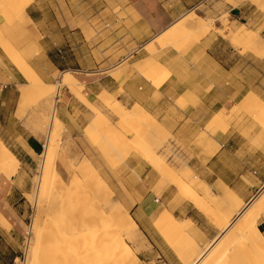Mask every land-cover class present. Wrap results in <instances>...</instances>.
Segmentation results:
<instances>
[{"label":"rangeland","instance_id":"rangeland-1","mask_svg":"<svg viewBox=\"0 0 264 264\" xmlns=\"http://www.w3.org/2000/svg\"><path fill=\"white\" fill-rule=\"evenodd\" d=\"M9 1L11 2L8 3V6L3 3L1 7L0 4V65L4 67L5 63L7 64L5 58L14 65L17 63L28 64L39 75L42 85L34 88L22 102L20 100L21 90L30 83L27 76L22 74L24 79H20L22 81L18 85L11 86L12 88L7 90L8 93L18 94L19 100L16 103L14 101L7 103L2 116L3 122L0 123V136L19 158L20 168L19 172L11 178L0 177V212L7 219L10 217L15 223L20 222L22 230L15 229L12 234L2 238L0 256L4 259L12 256L17 257L13 264H31L32 257L27 250L30 246L29 240L32 236L33 227L44 225L47 221L48 208L42 204L43 191L37 189V182L44 161V157L41 156L43 151L39 155H29L25 149L23 136L30 134L28 127H33L39 130L40 133L38 132L39 135L37 136L43 140V144L48 139L52 142L56 152L54 168L64 182H70L77 174L75 163L90 161L99 172L100 177L108 184L110 191L113 192L110 197L112 202L115 204L121 202L136 220L129 205L142 198L124 197L118 193L121 190L135 188L138 182L145 183L147 179L158 180V184L154 187L159 193L156 198L157 203H155L156 207H159L156 213L170 211L181 223L191 220L196 224L197 229L194 233L192 232L191 236L195 240L197 253L205 250L201 260L205 261L209 256H214L218 258V264H260L257 257L255 258V253L251 252L247 255L244 251L239 250L240 246L231 240L230 233L232 230L217 240L214 245H210L211 240L220 232L221 222L217 225L214 224L209 218V214L202 212L188 200L182 198L177 189L166 178L158 175L152 163L165 159L176 173L184 171L183 164L185 163L197 178L195 153L198 149L209 154L216 147L218 148L219 144L214 136L220 132L238 134L246 139L249 138L252 145L256 146L255 148L259 146L264 151V115H261L263 111L260 108H243L242 101L237 102L230 110L224 109L228 119L226 124L218 127L213 121L215 115H211L200 126L199 132L194 138L185 140V135L180 132L178 126L183 117L180 115L172 116L171 110H175L174 105L171 103L162 104L157 92L162 85H159L158 81L162 80L164 83L171 76L174 77L176 86L179 83L183 84V77L192 74V65L196 62L198 65L201 61L206 60V49L211 51L216 59L226 60L227 65L232 68L228 69L227 73L197 69V77H208L212 78L213 81L216 78H228V80L235 81L236 77L239 76L238 70L242 64L241 56L244 59H250V67L244 72V77L248 78L251 84L259 78V75L261 77L263 69L261 63L255 59L264 57L262 54L263 46L259 43L254 46L246 41L233 43L231 36L225 30L224 19H227L228 24L234 23L230 20L228 9L245 1L251 3L264 16V0H205L197 9L189 12L198 14L205 22L215 19L214 27L207 25L208 30L200 36L199 40H197L196 35L195 38L186 43L179 44L180 48H177L175 45L178 44L172 43V40L171 43L162 44L156 36L142 47L141 50L143 51L137 52L135 51L137 47L133 43H127L128 37L123 39L125 44L120 45L118 43L115 46L109 44L111 43L109 39H105L102 42L106 45V51L100 55L96 51L93 52V57L96 61L99 60L96 68L80 67L81 64L87 63V59L90 60L92 55L89 56L85 49H78L74 51L73 55L70 54V60H73L76 66L67 67L63 70H51L46 62H42L41 68L34 66V57L40 55L44 48L48 50L54 45L49 43L48 38L43 39V42L45 41L43 46L35 43L29 30L21 26L24 22V15L18 11V8L26 0ZM80 2H86V8L89 5V9L96 10L105 3V0H73L75 5ZM60 3L64 4V0H59L58 6ZM119 10L117 8V11ZM7 14L8 16L5 17ZM243 22L246 27L253 29L258 33V37L264 40V24L262 26L259 25L260 23L252 24V21L246 22V19H243ZM77 24L81 26L82 21L75 20L74 25ZM103 25L96 21L87 23L85 28L89 29V33H87L85 40L91 48L99 41L94 30L103 28ZM106 29L112 31L114 26H108ZM217 29L222 30V32L216 31ZM73 43L74 45L82 44L83 38H75ZM152 47H155L156 50L152 51ZM195 47L196 54H194ZM52 57L55 58L53 54ZM147 57H152L163 65V72L157 81L146 78L139 71V67L145 63ZM67 71L71 72L83 86L82 94L93 100L98 111L90 110L75 93L60 83L62 74ZM194 75L192 74V76ZM140 77L144 78L155 89L153 103L158 102V105L163 107V110L159 111L144 107L151 115L149 120L134 118L131 121V117L122 119V114L115 111L118 109L116 105L108 106L99 101L100 95L109 91L126 108L132 109L139 103L131 99L135 86L130 82L133 80L135 83V80ZM253 90L257 93L262 92L255 88ZM254 94L259 97L256 93ZM56 99L58 102L55 116L61 118L64 125L57 126L50 132L49 126L53 117L52 108ZM185 103L183 98L175 100V104L179 106H184ZM162 111L163 117H160ZM43 114L48 115L49 122L47 125L39 126ZM106 118L111 124L105 125L103 123ZM18 122H21V125ZM244 125L246 131L242 130ZM257 128L259 131L254 132ZM251 132L254 134L249 137L248 133ZM104 138L106 140H103ZM145 165L146 168H144ZM148 167L153 171L152 174L146 172ZM163 187L165 189L162 190ZM94 191H97L96 186L94 190L91 185L88 187L81 185L80 193L77 192V194L85 195L86 198L82 196L78 199H66L64 201L58 199L57 212H55L57 226L69 231L75 228L74 234L67 241H70L75 234L85 233L84 231L87 229L85 225L95 229L96 241L100 238V233L102 238L105 235L104 230L112 225L113 219H107L105 215L101 214L103 210H106L105 205H103L105 193L97 197ZM82 198L83 201L78 202ZM183 199L187 201L185 205L187 207L183 209V214L175 213L176 206L184 204L182 203ZM187 210L190 211L193 218H187L184 214ZM240 211L241 215L255 212L257 224L264 235V186L247 204H243ZM91 217L93 220H90ZM231 219L235 221L231 229L237 228L239 222L235 220V217ZM149 224L151 223L149 222ZM149 224L148 226L145 224V227L139 225L145 239L142 240L143 246L141 248L134 247L139 258L135 264H184L170 247L168 241L162 237L159 229L154 225L151 227ZM91 234L94 235L92 232ZM173 235L172 239L177 245L187 243V240L180 235ZM196 256L193 254L189 259H194ZM51 261L49 256H44L36 264H46ZM0 264H11V262L2 259Z\"/></svg>","mask_w":264,"mask_h":264},{"label":"crops","instance_id":"crops-1","mask_svg":"<svg viewBox=\"0 0 264 264\" xmlns=\"http://www.w3.org/2000/svg\"><path fill=\"white\" fill-rule=\"evenodd\" d=\"M58 1L33 0L26 8V13L31 22L24 16V22L21 26L29 30L35 43L43 46L45 42L43 39L48 38L49 43L54 45L48 50L44 48L40 55L34 57V66L37 68L42 67V62L48 63L51 70L74 67L76 64L70 60V54L73 55L74 51L78 49H85L89 56L92 55L91 59H87V63L81 64L80 67L96 68L99 60L96 61L93 52L96 51L100 55L106 51V45L102 42L105 39H109L111 41L109 44L115 46L118 43L120 45L125 44L123 39L128 37L127 43H133L137 47L135 51L138 52L151 39L160 35L191 10L197 9L205 0H105V3L96 10L89 9V5L86 8V2L75 5L73 0H64V4L60 3L58 6ZM117 8L120 10L117 11ZM228 13L231 22L244 23L243 19H246V22L252 21V24L260 23V26L264 24V16L247 1L229 7ZM75 20L82 21V25H74ZM90 21L104 24L103 28L94 30L99 41L92 48L85 40L87 33H89V29L85 27ZM111 25L114 26V30L106 29ZM33 27L37 30L38 36H36ZM78 37L83 38V43L74 45L73 41ZM196 47L194 54L197 52ZM205 53V61H201L198 65L197 62L192 65L194 76L191 74L183 77L184 83H179L178 86L175 85V79L171 76L157 90L160 95L159 101L162 104L171 103L174 105L175 110H171L172 116L180 115L183 117L178 126L180 132L185 135V140L194 138L199 132L200 126L211 115H215L223 109L230 110L234 104L243 101L251 91L259 95L261 100H264V57L255 59L261 63L263 75L261 77L259 75V78L251 84L250 80L244 77V72L250 67V59H244L242 56V64L238 70L239 76L236 77L235 81L228 80V78H216L213 81L212 78L197 77V69L227 73L228 69L232 68L227 65L226 60L216 59L211 51L206 49ZM52 54L55 58L52 57ZM103 58L105 59L104 56ZM5 60L7 64L5 63L4 67L0 65V123L3 122L2 116L7 103L12 101L16 103L19 100L18 94L7 92L8 88L18 85L24 79L16 66L7 58ZM2 78H6L7 81ZM20 79L22 80L20 81ZM130 83L135 86L133 87V96H131V99L135 100L134 102H138L153 111L163 110L158 102L153 103L155 89L144 78H137L135 83L131 80ZM253 88L262 92L257 93ZM179 98L185 100L184 106L175 104V100ZM159 116L163 117V111ZM18 123L21 125V122ZM242 130L246 131L245 125ZM256 131L259 129H255L254 132ZM254 132L248 133L249 137ZM23 136L25 149L29 155H39L44 150L43 140L39 136L31 133ZM214 139L218 142L219 147L213 154L198 149L195 153L197 176L205 181L216 195L221 194L218 189L220 184H225L243 200L244 204H247L264 186V151L259 146L255 148L256 146L252 145L249 138L246 139L238 134L220 132L214 136ZM146 170L148 174L153 172L149 167ZM157 184L158 180L147 179L145 183L138 182L135 188L121 190L118 193L124 197L142 198L129 205L136 222L142 227L145 224L148 226L149 222L151 223L149 225L153 226V218L159 209L155 204L159 194L154 188ZM182 203L184 204L176 206L175 213L183 214V209L187 207L185 206L187 201ZM184 214L187 218H193L189 210ZM2 216L4 215L2 214ZM4 218L5 221L0 219V242L5 235L12 234L15 229L22 230L20 222L15 223L10 217L7 219L4 216ZM148 220L149 222H147ZM2 259L13 264L17 257L12 256L4 259L0 256V262Z\"/></svg>","mask_w":264,"mask_h":264},{"label":"bare ground","instance_id":"bare-ground-1","mask_svg":"<svg viewBox=\"0 0 264 264\" xmlns=\"http://www.w3.org/2000/svg\"><path fill=\"white\" fill-rule=\"evenodd\" d=\"M32 0H26L18 8L22 14L31 22V19L26 13V8ZM9 0H0V4L4 3L8 6ZM8 14L5 16L7 17ZM7 20L9 18H6ZM215 19H210L208 22L200 17L198 14L191 12L186 14L178 23H174L160 35L157 39L162 44H168L171 40L177 48H180L179 44L186 43L188 40L195 38L197 40L208 29V26L214 27ZM225 30L231 36L233 43H242L244 41L250 42L256 46L260 44L264 48V40L260 39L258 33L253 29L246 27L245 23L232 24L227 23V19H224ZM205 26H207L205 28ZM34 28L36 36H38L37 30ZM216 31L222 32L217 29ZM221 34V33H220ZM164 36V37H162ZM170 42V43H171ZM155 51V47L151 48ZM264 54V50L263 53ZM18 70L29 80V84L24 86L20 93L21 102L24 101L30 94V92L37 87H40L41 79L39 75L28 64L17 63L15 65ZM140 73L150 80L159 79L160 74L163 72V65L154 60L152 57H147L145 63L139 67ZM60 83L67 86L71 92L89 107L93 112L98 111L93 100L85 97L82 92V85L76 80L71 72H65L61 76ZM161 85L162 80L158 81ZM100 102L105 103L108 106H117L115 110L122 114V119L130 118L131 121L134 118L140 120H149L150 113L140 104H136L132 109L126 108L119 100H116L109 91L103 92L98 98ZM58 99L55 100L53 105V117L49 126V131L52 132L53 128L64 125L61 118L55 116L56 104ZM243 108L257 107L263 112L264 115V102L254 93L250 92L242 101ZM116 112V113H117ZM226 111L223 109L215 114L213 121L218 127L226 124L228 120L226 117ZM264 117V116H263ZM49 117L43 114L40 119L39 126L47 125ZM105 125L111 124L109 120L104 119ZM37 126V127H39ZM28 131L32 135H39L37 128L28 127ZM40 133V132H39ZM103 140H106L104 138ZM113 146V145H112ZM215 148V147H214ZM217 150V147L211 152L213 154ZM210 154V155H211ZM56 152L50 139L44 143V150L41 156L44 157L43 166L39 181L37 182V189L43 191L42 204H45L48 208L47 221L44 225H37L33 227L32 236L29 240V249L27 250L31 257V264H36L44 256H49L52 261L46 264H135L139 260L134 247L141 248L143 246L142 240L145 239L142 231L139 228L138 223L133 216L125 209V206L121 202L116 204L110 199L113 192L110 191V187L99 175L95 166L90 161L83 163H75L77 174L70 180V182H64L61 175L55 170ZM185 164V163H184ZM183 166L184 171L182 173H176L173 167L166 162L165 159H160L156 163H152L153 168L156 170L159 176L166 178L175 189H177L179 195L195 205L202 212L209 214V218L214 224L220 225V232L211 240L210 245H214L217 240L223 237L228 231H231L233 242L237 244L240 251H244L249 255L251 252L255 253V258L260 261V264H264V235L259 228L256 220L255 212L247 215H241L240 208L243 206V200L233 192L225 184H220L219 191L221 194L216 195L212 188L200 178H196L191 171V168L185 164ZM20 160L5 140L0 136V177L11 178L19 172ZM81 185L88 187L91 185L92 189L97 191L95 195L97 197L105 195V202H103L106 213L102 211L101 214L105 215L107 219L112 220L113 223L104 230L105 235L95 241V229L92 226H87L85 233L75 234L70 241L67 239L75 232V228L69 231L68 229H61L55 222V212H57L58 199L64 201L66 199H78V197L86 198L85 195L80 196ZM85 185V186H84ZM70 199H69V198ZM78 200V202H82ZM184 199L182 201H184ZM235 217L238 226L235 229H231L234 222L231 218ZM1 221H5L4 216L0 212ZM90 220H93L91 217ZM162 222H161V221ZM153 225L159 229L163 238H165L175 254L179 257L180 261L184 264H218V258L209 256L205 261L201 260L203 253H197V246L194 243V239L191 236L197 227L196 224L187 220L181 223L170 211H163L157 213L156 218L153 220ZM161 222V223H160ZM233 228V227H232ZM91 232L94 234L92 235ZM193 232V233H192ZM173 234L180 235L187 243L177 245L172 237ZM99 237V235L97 234ZM69 240V239H68ZM196 254L194 259H189L191 255Z\"/></svg>","mask_w":264,"mask_h":264}]
</instances>
